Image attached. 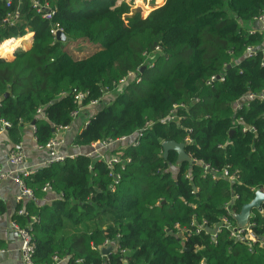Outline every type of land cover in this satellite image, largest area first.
Masks as SVG:
<instances>
[{"label":"trees","instance_id":"1","mask_svg":"<svg viewBox=\"0 0 264 264\" xmlns=\"http://www.w3.org/2000/svg\"><path fill=\"white\" fill-rule=\"evenodd\" d=\"M118 1L49 0L56 15L48 20L32 0H0V43L34 33L29 49L0 58V123L9 122L15 141L21 124L36 120L37 142L45 146L54 129L73 121L76 92L89 94L83 105L101 99L104 89L139 70L146 53L156 54L153 66L139 71L141 81L129 82L75 140L90 146L137 139L142 130L136 145L122 150L131 162L124 170L114 167L122 177L114 191L111 170L85 153L39 168L26 180L33 199L45 196L46 184L60 197L28 203L38 219L31 230L34 263L56 264L57 257L67 258L65 264H264V245L233 240L226 229L216 243L211 235L184 239L180 232L194 215L214 231L227 202L239 213L255 190H264V101L235 107L248 93L264 91V22L256 20L264 0H166L146 17L130 15V5ZM16 12V20L4 22ZM57 26L69 41L97 47L82 57L68 53L51 33ZM249 46L256 55L247 57ZM212 76L225 80L208 84ZM179 104L187 105L177 110L185 118L165 121ZM168 140L184 142L196 163L178 165L174 151L165 158ZM201 162L237 171L238 179L205 175ZM257 215L254 229L264 241V217ZM106 240L118 244L103 255L99 247Z\"/></svg>","mask_w":264,"mask_h":264},{"label":"built area","instance_id":"2","mask_svg":"<svg viewBox=\"0 0 264 264\" xmlns=\"http://www.w3.org/2000/svg\"><path fill=\"white\" fill-rule=\"evenodd\" d=\"M11 0H9L8 5L10 4ZM33 2V8L36 10V12L38 14H41L45 19L48 20H52L54 18V16L56 15V10L51 8V5L49 3V0H32ZM18 14L19 12H16L15 14H13L12 16H7L4 20V22H8V23H12L14 20H16V18H18ZM256 20H262L264 22V14L262 17L257 18ZM59 30L56 28L51 29V33L56 36L57 32ZM256 31L255 29H252L251 32ZM262 31L264 32V23L262 24ZM159 50V49H156ZM257 50L253 47V46H249L246 50V55L247 57H252L254 55H256ZM155 50L151 53H146V57H145V61L147 60L148 63H150L153 59H155ZM144 65V64H143ZM142 65V66H143ZM150 65V67L153 66V63L148 64ZM140 68L139 70H137L136 72H130L126 77L122 78L119 83L114 85L113 90L115 91H123L124 88L129 84V82L131 80H135L137 82L141 81L142 77L139 74ZM133 75H135L136 77L132 78ZM216 80H221L224 81L225 77L224 76H212L210 78V80L208 81L209 83H212ZM124 85V86H123ZM123 86V88H122ZM106 92L110 91L111 89H104ZM74 92H76V90H74ZM89 94L88 93H84V92H76V96H75V102L79 105V107L77 108V110L75 112H73L72 116L73 117H77L79 115V113L81 112V110L83 109L84 105L83 102L86 100L87 96ZM260 100V101H264V91L260 92V93H248L247 95H245L244 97H242L241 99H239L238 101H236L235 103V107L236 109H241L243 107V105L245 103H248V101L251 100ZM194 101H199V99L194 98ZM97 102H99V100H92L91 104H96ZM246 105V104H245ZM187 105L185 104H179V105H175L173 107V109L170 111L169 116L165 119V121L171 120V121H182L185 116L183 115H178L177 114V110L179 108H186ZM38 114L42 115L43 111L42 109L38 110ZM242 119H238V121H241ZM151 125V124H149ZM0 126L2 128H9L10 124L7 121H2L0 123ZM187 131L191 132L192 129L191 128H186ZM244 131L246 130H255L254 127H244L243 129ZM142 135V130L139 132V134L136 136L137 139L134 140V144L136 145V143L139 140V137ZM127 139V137H122L118 140H108V141H103L100 142L101 144H98V146H96L97 144H95V149L94 152L91 154H88L87 156H94L95 154H98V152L102 151V150H107L108 148L114 147L117 143H123L125 146H127L128 143H125L124 141ZM186 141L191 142L192 139L187 136L186 137ZM64 146V139L60 138L59 136H55L53 138L50 139V141L43 147H45L50 154V160L47 162V166L53 164L54 162H63L65 161L66 157H74L75 155H68L67 153H63L61 152V148ZM26 154L22 151L19 150H13L10 153V157H9V161L10 163L13 165V170L12 172H10L9 174H2L0 173V182L8 177H12L20 186V191H21V195L18 197V199H20V201L26 199V198H30L33 199L34 198V193L32 191L31 188L27 187L26 185V180L28 178H30L33 174L36 173V171L38 169L36 168H32L26 165ZM131 160L129 158H122L120 155L117 156H113L112 158L105 160V163L108 167L109 170H111V176H113V182L111 184V188L112 191H114L116 189V186H118L121 182V174L120 173H116L114 174V167L117 164L121 165V168L124 170L125 166L127 163H130ZM204 166V173L205 175L207 174H212V178H218L219 176H224L227 177L231 180H235L237 175L236 172L235 174L231 173L229 171V169L226 167L223 170L219 171L216 169H213L209 164L203 163L201 162ZM190 175V174H189ZM188 175V176H189ZM52 189L50 184H46L44 186V191H50ZM237 196H234V199H236ZM30 199H26V200H30ZM235 202H227L224 206L225 210H226V215L221 217V222L220 225L213 231L210 230L207 225L208 222L207 220H204L203 222H198L196 220V216L194 215L192 217V222L189 226V228H194L197 230V232H201L202 230H205L208 234L211 235L213 241L216 243L217 242V238H218V234L223 230L226 229L229 231V237L232 238L233 240L236 241H240V242H245L248 243L249 245H253L254 243H260L261 245H264V241L263 238H260L255 232H254V224L252 222H250L249 224H247L245 227H239L236 222H232L231 221V217H234L235 214V210L233 208ZM24 211L23 210H19V214L23 215ZM257 214H259L260 216L264 217V205L261 209L257 210ZM254 215V214H253ZM34 222H37V218H34ZM12 226L14 228V230L19 234L20 239H21V247H20V253L21 256L25 262V264H35L34 263V254L36 251V244L34 241V237L32 235V228L31 227H22L16 220L13 221ZM177 228H180V225L177 224L176 225ZM180 232L183 233V237L184 239H188L190 236H192V231H185V230H181ZM118 237H120V235H118ZM118 242L117 240H106L104 242L103 245H101L99 248L103 249V248H107L108 246H113V251L115 250V247L117 248ZM122 252L125 253L126 250L122 249ZM54 260L56 261V264H65L68 259L67 258H63V259H59L57 257L54 258Z\"/></svg>","mask_w":264,"mask_h":264},{"label":"crops","instance_id":"3","mask_svg":"<svg viewBox=\"0 0 264 264\" xmlns=\"http://www.w3.org/2000/svg\"><path fill=\"white\" fill-rule=\"evenodd\" d=\"M28 34L30 35V38L24 41L25 36H27ZM25 36L19 37V38L6 39L2 41L0 43V48L3 43H5L6 41H9L10 43H12V45H14L15 49H14V52L13 53L11 52L10 55H9L10 53L9 51L2 52L3 54L0 55V58L11 59L15 57L17 52L29 49L32 45V39H33L34 33L29 32ZM54 38L57 40L56 36H54ZM59 42L62 45L61 46L62 49H65L68 53H71V54H76L74 53V51L80 54H85L87 51L84 48H81V49L76 48L75 50L72 48V51H70V48L68 49V44L69 42H72V41H66V42L59 41ZM92 47L95 49L97 45H93ZM115 95H116V92L115 90H113V88L107 92L104 90L101 99H97L99 100V102H97L96 104H91V102L87 105L85 104L83 109L79 113V115L77 117H73V121L71 122L70 125L66 127L54 129L55 131L53 130L54 132L53 137L59 136L60 138L64 139V146L61 148L60 150L61 152L67 153L69 155L70 150H73L74 152H76L75 156H77L78 154H83V153H85V155H88L94 152L95 144H97L96 146H98V144H101L100 141L96 143H92L90 146H78L75 144V140L78 134L87 126L90 119L94 117L96 114H98L105 107L107 103H109L110 101L111 102L114 101V99L116 98ZM37 115L42 117L43 114L39 115L37 112ZM34 121L36 122V120ZM33 122L21 124L20 128H18V131H17V135H18L16 137L17 141H15L12 138L9 132V128L0 129V173L9 174L10 172H12L14 167L10 163L9 157H10V153L13 150H19L26 154V157H27L26 165L27 166L36 168V169L47 167L48 165L47 162L50 160V154H49V151L45 147L38 144L37 137H36V130H37L36 123L33 125ZM134 140H136L134 137H129L124 142L128 143L127 145L129 144L133 145ZM124 147L125 145L123 143H117L114 147L108 148L107 150H102L98 152V154H95V156H98L100 160H102L105 163V160H108L112 158L113 156H117V155L122 156V150ZM235 172L237 175L235 180H237L238 172L237 171ZM218 178H220V176ZM231 181H234V180H231ZM44 192L46 193L45 196H43L40 199L26 198L30 200L24 199L20 201V199H18V197L21 195L20 186L12 177H8L0 182V204L3 207V209L0 208V264H25L21 256V253H20L21 239H20L19 234L14 230L12 223L14 220L20 217L21 219L19 218L18 223L22 227L32 228L33 224L35 223L34 218H37V216L33 215L28 210V205H29L28 203L33 201L39 206H41L44 203L50 204L54 200L60 198L56 193L53 192V189H51L50 191H47V192L44 191ZM234 195L237 196V194H234ZM19 210H23L24 214L20 215ZM257 210L258 209H254L252 211L249 223L250 222L253 223V218L258 216ZM232 222L234 223L236 222L237 224L236 219L235 221H232ZM254 232H255V229H254ZM254 245L263 247V245H261L260 243H254L253 245H249V246L254 247Z\"/></svg>","mask_w":264,"mask_h":264},{"label":"water","instance_id":"4","mask_svg":"<svg viewBox=\"0 0 264 264\" xmlns=\"http://www.w3.org/2000/svg\"><path fill=\"white\" fill-rule=\"evenodd\" d=\"M56 38L59 41H69V38L66 36L63 30H59L56 34ZM147 68L146 65L140 67V71L144 72ZM9 94H7L8 96ZM36 122H33V125ZM0 129L2 127L0 126ZM8 129V128H7ZM55 131V130H54ZM163 151L164 157L167 158L170 151H174L177 153V164L189 163L195 164L196 160L186 151V145L184 142H177L175 140H168L163 143ZM70 155H75L76 152L70 150ZM264 205V190H256L254 198L248 202L247 204L243 205L241 211L239 213L235 212L234 218L237 220V225L239 227H244L249 224L251 213L254 209H261ZM113 251V246H108L107 248L102 249L103 255H108L110 252Z\"/></svg>","mask_w":264,"mask_h":264},{"label":"rangeland","instance_id":"5","mask_svg":"<svg viewBox=\"0 0 264 264\" xmlns=\"http://www.w3.org/2000/svg\"><path fill=\"white\" fill-rule=\"evenodd\" d=\"M119 2H126V3H128L130 5V9H131L130 15L131 14H134V13H139V14H142L144 17H146L154 9L162 6L166 2V0H119ZM92 46L93 45L91 43L87 42V41L69 42L68 49L70 48V51H72V48L74 50L76 48H80V49L81 48H84L85 50H87L86 51V53H87L88 51H92L94 49ZM74 53H76V54H73L76 57H82L83 56L82 54L77 53L75 51H74ZM146 64H148V61L147 60L145 61L144 65H146ZM134 77H136V76L133 75L132 78H134ZM133 81H135V80H131L130 82H133ZM115 92H116V95L115 96H117L119 92H123V91H118L117 90ZM173 171L175 172V170H173ZM174 172H173V174H174ZM182 229L185 230L186 232L191 230L192 231V235H194V234H201V233H204L206 235H210L205 230H202L201 232H197V230L195 229V227L190 229L188 226H186V227H183Z\"/></svg>","mask_w":264,"mask_h":264},{"label":"bare ground","instance_id":"6","mask_svg":"<svg viewBox=\"0 0 264 264\" xmlns=\"http://www.w3.org/2000/svg\"><path fill=\"white\" fill-rule=\"evenodd\" d=\"M118 3H121V2H119L118 1ZM20 15L18 14V17H19ZM56 29H58V30H61V28H59L58 26L56 27ZM30 38V35L28 34L27 36H25V38H24V41H26V40H28ZM31 38H32V36H31ZM17 42V41H16ZM14 44V43H13ZM16 46V45H15ZM24 47V46H23ZM25 47H27V46H25ZM19 48V47H18ZM13 49V50H12ZM14 49H15V47H14V45H12V43H10L9 41H6L5 43H3L2 45H1V48H0V55H2L3 53L2 52H7V51H9L10 53H9V55L11 54V52L13 53L14 52ZM8 54V53H7ZM210 84V83H209Z\"/></svg>","mask_w":264,"mask_h":264}]
</instances>
